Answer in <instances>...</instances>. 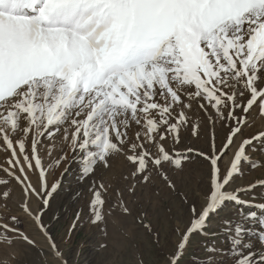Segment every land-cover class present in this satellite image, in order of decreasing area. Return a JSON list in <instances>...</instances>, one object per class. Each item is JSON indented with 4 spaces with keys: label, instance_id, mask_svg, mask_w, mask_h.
Here are the masks:
<instances>
[{
    "label": "snow or ice",
    "instance_id": "snow-or-ice-1",
    "mask_svg": "<svg viewBox=\"0 0 264 264\" xmlns=\"http://www.w3.org/2000/svg\"><path fill=\"white\" fill-rule=\"evenodd\" d=\"M192 101L211 124L219 122L227 129L226 139L217 146L213 132L207 151L170 153L163 141L171 136L180 142L181 129L190 123L186 110ZM254 107L264 117V0H0V139L12 153L4 171L22 185L23 210L45 235L42 213L60 182L49 186L38 145L63 127L73 159L81 164V180L99 165L107 168L113 154H122L134 169L128 189L132 195L137 184L149 183L150 166L175 190L165 164L182 169L192 156L207 162V204L199 212L190 206L191 223L169 264H180L194 233L215 235L205 231L208 219L228 202L239 207L235 221H222L227 254L235 257L234 264H264V254L243 239L254 231L245 225L257 223L264 250V215H257V210L264 213V202L255 200L254 191L264 187V179L229 189L241 165L251 159L247 149L254 142L264 143V131L242 139L226 171L220 166L235 138L243 135ZM132 124L139 129L134 141L128 137ZM191 127L198 135L199 125ZM28 137L31 156L25 145ZM64 159L61 155L56 164ZM25 167L39 172V190ZM89 190L90 222L101 223L108 188L100 182ZM117 195L121 199L113 209L130 214L122 194ZM31 196L41 201L37 213L29 207ZM81 215L77 211L69 233ZM10 219L17 222L15 216ZM144 227L151 231V224ZM13 237L35 247L21 228L0 223V243L11 244ZM49 242L60 258L55 241L49 237ZM205 251L225 250L209 243ZM205 259L213 264L212 256Z\"/></svg>",
    "mask_w": 264,
    "mask_h": 264
},
{
    "label": "rangeland",
    "instance_id": "rangeland-1",
    "mask_svg": "<svg viewBox=\"0 0 264 264\" xmlns=\"http://www.w3.org/2000/svg\"><path fill=\"white\" fill-rule=\"evenodd\" d=\"M189 125L180 131V142L174 143L171 136L163 141L170 153L173 150L184 151L187 148H196L207 151L215 132V143L220 146L227 136V129L220 123L211 124L208 115L199 107V103L192 101L191 109L186 110ZM192 124H198V135L192 134ZM139 129L132 124L128 129V137L135 140V133ZM72 129H69L71 132ZM264 131V117L258 114V107H254L248 114V123L243 128V135L235 138L225 156L220 160L222 170L226 171L230 165L236 149L243 138L252 137ZM19 138H24L18 133ZM17 137H14L15 140ZM70 138V137H69ZM26 151L31 156V137L25 138ZM264 143L254 142L247 149L251 159L247 164L241 165V171L235 177L229 189L252 184L264 179ZM155 153V149L151 148ZM19 150L17 149V152ZM38 154L45 167L49 186L59 181V187L50 198L49 206L43 211L42 219L47 228V235L37 226L34 217L28 216L23 210L26 200L23 187L15 178L8 175L4 169L9 167L7 161L12 157L0 139V180L7 183L0 184V223L10 224L21 228L36 244L35 247L13 237L12 243H0V264H169L172 255L182 238V234L191 223V205L197 211L207 204L208 164L199 157L184 162L182 169H175L168 164L164 165L176 189L172 190L161 179L162 173L150 166L151 179L148 184H137L136 193L132 195L128 189L133 185L131 173L133 166L122 154H113L109 158V166L99 165L93 175L81 180L79 161L73 159V154L64 139L63 127L55 137L45 138L38 145ZM64 155L65 159L59 165L56 160ZM23 158L21 157V160ZM256 163L257 167L250 165ZM28 177L37 190L40 187L38 171H28ZM20 175L19 168L15 169ZM63 174V175H62ZM124 177H128L125 179ZM102 182L108 192L104 194L103 222L92 224L88 211V202L92 193L89 190L93 185ZM122 194L124 204L129 208L130 214L125 215L121 208L113 209L118 204ZM255 200L264 202V187H257ZM4 192L9 195L5 198ZM187 198L186 201L184 198ZM190 199V200H189ZM29 207L34 213L41 207V201L35 196L27 198ZM230 202L208 219V233L215 235L201 236L194 233L188 241L187 247L180 259V264H206V257L212 256L213 264H234L235 257L228 255V237L221 232L223 220L237 219V208ZM110 209H113L110 213ZM249 209H243L247 212ZM77 211H81L80 221L75 229L69 233ZM110 213V214H109ZM257 215H264L257 210ZM17 217L13 223L11 217ZM151 224V231L144 227ZM245 227L254 229L252 233L245 234L243 239L252 244L254 250L264 254L259 244V233L262 231L257 223L246 224ZM179 230V231H177ZM12 236V233H8ZM49 237L55 241L61 253L58 258L50 247ZM214 243L217 248L224 249L223 253H209L205 245ZM104 245V247H101ZM198 258V260H194Z\"/></svg>",
    "mask_w": 264,
    "mask_h": 264
},
{
    "label": "bare ground",
    "instance_id": "bare-ground-1",
    "mask_svg": "<svg viewBox=\"0 0 264 264\" xmlns=\"http://www.w3.org/2000/svg\"><path fill=\"white\" fill-rule=\"evenodd\" d=\"M190 200V199H189Z\"/></svg>",
    "mask_w": 264,
    "mask_h": 264
}]
</instances>
